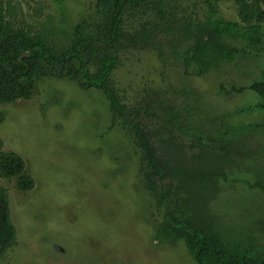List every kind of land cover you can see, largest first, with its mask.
Here are the masks:
<instances>
[{
    "label": "rangeland",
    "instance_id": "1",
    "mask_svg": "<svg viewBox=\"0 0 264 264\" xmlns=\"http://www.w3.org/2000/svg\"><path fill=\"white\" fill-rule=\"evenodd\" d=\"M0 1L11 6L7 17L50 35L59 48L67 42L69 28L92 16L96 0ZM216 10L215 18L239 22L233 2L218 3ZM160 14H155L160 30L148 49L119 54L112 85L138 112L157 150L166 147L170 152L172 145L180 144L186 155L183 161L190 165L198 148H190L192 138L177 129L206 133L213 127L211 121L225 113L231 117L225 118L223 132L264 120L256 110H246L253 102L250 92L222 91L242 87L261 75L264 40L253 49L223 38L240 55L233 64L197 77L185 69L182 54L189 42L187 29L209 16L205 0H166ZM140 28L141 18L126 24L132 33ZM243 64L252 72L241 71ZM36 86L29 100L0 104V151L22 158L34 181L32 191L21 193L15 180L0 178V189L8 196L0 213L10 212L17 231L16 245L0 264H195L181 241L157 239L155 230L163 212L137 179L138 148L120 127L110 130L111 114L102 94L52 77L40 79ZM172 117L177 121L171 123ZM261 131L244 134L223 167L224 176L215 179L217 190L208 209L217 232L228 243L248 237L259 243L263 237ZM212 139L215 143L208 145L215 147L217 136Z\"/></svg>",
    "mask_w": 264,
    "mask_h": 264
},
{
    "label": "trees",
    "instance_id": "2",
    "mask_svg": "<svg viewBox=\"0 0 264 264\" xmlns=\"http://www.w3.org/2000/svg\"><path fill=\"white\" fill-rule=\"evenodd\" d=\"M148 1L96 0V16L81 18L74 26L72 40L66 49L51 44L50 35L18 25L7 17L11 7L8 2L3 5L0 1V104L29 100L37 90V82L44 77L68 78L80 88L101 91L109 101L112 118H121L122 128L133 137V144L139 150L142 185L153 193L154 206L163 212L162 221L155 230L157 239L181 241L195 264H264V233L259 243L252 237L225 242L208 209L217 190L215 179L224 176L223 167L240 146V139L246 132L262 133L264 120L257 125L223 132L220 130L224 128L225 118L231 117L230 113H225L217 115L216 122L211 121L213 127L206 133L201 129H177L192 138L190 148L195 145L198 148L188 165L183 161L186 155L180 144L172 145L170 152L166 147L158 151L150 134L139 122L130 120L126 106L119 102L110 87L109 78L117 62L110 49L131 41L121 28L122 20L128 16V11L144 9ZM154 1L150 3L159 7L163 0ZM227 1L234 3L239 22L215 18L216 5ZM205 5L209 16L197 22L192 30L187 29L185 39L189 42L182 54L185 69L190 68L197 77L220 65L233 64L240 55V51L229 48L223 38L253 49H259L264 40V0H205ZM152 9L160 14L156 7ZM25 53H29V57L20 60ZM240 70L252 72V68L244 64ZM222 91L227 95L250 92L253 102L246 110L252 108L264 115V70L242 87L233 86ZM170 121L174 123L177 119L172 117ZM213 136H217L218 141L215 147H210L208 142L215 143ZM0 178L15 180L16 189L21 193L30 192L34 187L22 158L14 153L0 151ZM1 205H8L7 192L3 189H0ZM16 242V228L10 212L4 210L0 213V260Z\"/></svg>",
    "mask_w": 264,
    "mask_h": 264
},
{
    "label": "flooded vegetation",
    "instance_id": "3",
    "mask_svg": "<svg viewBox=\"0 0 264 264\" xmlns=\"http://www.w3.org/2000/svg\"><path fill=\"white\" fill-rule=\"evenodd\" d=\"M152 1L155 2L154 0H149L148 2L150 3ZM165 1L166 0H163L162 2H159L160 3L159 7L156 4L155 5H152L151 3L149 4V3L146 2V5H145L144 9L136 10L133 13H132V11H128L127 12L128 13V16L124 17L123 20H122L121 28H122L123 32H126L127 33V36L131 37V41L125 43V45H123V46H121L120 44L119 45L116 44V46L113 49H110V51L113 54H115V57L117 59V62L115 64V67L111 71V75H110V78H109L110 87L113 89L114 93H116V95L118 96L119 102L121 104H124L126 106V109L128 110V114L130 115L129 116L130 120L131 121H134L135 123L139 122L141 124V118H139V114H138V112L135 109L129 108L124 103L125 101H124L123 97L121 96V94L112 85L113 72L117 69V67L119 65V54L121 52L126 51V50L127 51L128 50H143V49H148L149 48V46L151 44L150 42H151L152 38L156 35V34H154L155 31L156 30L157 31L160 30V28H158L157 23H156V16H155V13H154L155 9H152V8H153V6L156 7L157 8L156 11H158L159 13H161V7L163 6V4H164ZM152 13H154V15ZM94 15L96 16V13H95V4H94V12H93V14H92L91 17L93 18ZM138 18H141V28H140V30H137V31H135V32L132 33L128 29H126L127 22H129L131 20L134 21L135 19H138ZM144 18H145V20L143 22V19ZM74 26H72L71 28L68 29L69 32L66 33V35H67V42L64 45L60 46L59 48L66 49L70 45V42L72 40ZM150 28H152V32H148L147 31V29H150ZM50 43L51 44H54L52 42L51 38H50ZM52 78L53 79H57V80H64V79H66V80H69V81L74 82L79 87V85L75 81L70 80L68 78H62V79L56 78V77H52ZM80 89H84V90L94 89V90H97L95 88H80ZM97 91H99V90H97ZM99 92L102 94V96L107 101L108 108H109V112L111 114L110 130L113 129L115 126L116 127H120L119 129H121L126 134V137H129L131 139V141H132L133 140V137L128 133V131L124 130L122 128V126H121L122 119L120 118L121 119L120 120V119H118V117L117 118H114V119L112 118L113 116H112V113L110 111L109 101H108V99L105 97V95L101 91H99ZM143 112H145L148 115L151 114L150 113V110L148 111L146 109V107L143 108ZM138 119H140V121H138ZM141 127L143 128V125L142 124H141ZM114 130H116V129H114ZM132 144H133V141H132ZM139 163H140V160H139ZM138 172H139V169H138ZM138 175H139V173H138ZM137 179L142 180V178H141L140 175L137 176ZM141 184H142V182H141ZM141 186H142L141 189L143 191L147 192L148 195L152 197L153 193L150 190L144 188L143 185H141ZM147 204H148V209H149L150 208V203L147 202Z\"/></svg>",
    "mask_w": 264,
    "mask_h": 264
},
{
    "label": "water",
    "instance_id": "4",
    "mask_svg": "<svg viewBox=\"0 0 264 264\" xmlns=\"http://www.w3.org/2000/svg\"><path fill=\"white\" fill-rule=\"evenodd\" d=\"M29 57V53H25L23 54L21 57H20V60L23 59V58H28Z\"/></svg>",
    "mask_w": 264,
    "mask_h": 264
}]
</instances>
